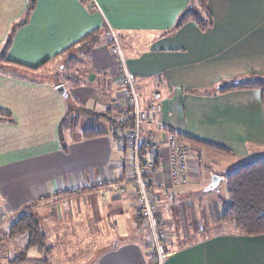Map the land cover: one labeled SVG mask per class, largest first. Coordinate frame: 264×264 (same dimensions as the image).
Segmentation results:
<instances>
[{"label": "crops", "instance_id": "0c3cea01", "mask_svg": "<svg viewBox=\"0 0 264 264\" xmlns=\"http://www.w3.org/2000/svg\"><path fill=\"white\" fill-rule=\"evenodd\" d=\"M192 1L36 0L28 11V0H0V54L11 33L5 57L19 64L0 70V107L12 117L0 121V214L11 222L25 210L35 213L50 249L48 254L30 249L25 261L12 263L8 259L23 251L27 236L19 242L4 233L14 249L0 264H44L43 258L68 263L71 254L64 251L58 261L57 249L75 245L56 242L73 239L64 234L73 226L102 229L100 237L89 238L90 248L77 264H264V235H238L223 226L202 230L180 246L171 243L162 258L153 254L149 220V243L139 237L144 219L127 172L129 154L112 136L111 120L120 122L130 107L112 51L114 35L124 42L123 64L143 104L151 102L152 91L160 93L162 111L143 128L144 138L154 137L159 146L164 171L147 182L158 200L167 201L170 194L172 203L185 190L165 174V128L226 147L232 156L224 158L264 157L261 90L220 91L226 82L264 78V0H207L210 27L201 30L188 21L177 28ZM94 113L107 114L96 123L104 133L84 138ZM66 118H77V124L63 133L62 146L59 124ZM203 152H194L196 169L209 154ZM214 155L212 162L219 164ZM210 171L226 182L221 172L227 170ZM119 177L126 184L120 194L114 188L69 193L74 185ZM163 208L156 200L161 222L169 220L158 212ZM125 225L132 237L120 233Z\"/></svg>", "mask_w": 264, "mask_h": 264}, {"label": "trees", "instance_id": "16d2710c", "mask_svg": "<svg viewBox=\"0 0 264 264\" xmlns=\"http://www.w3.org/2000/svg\"><path fill=\"white\" fill-rule=\"evenodd\" d=\"M36 0H28V11L34 6ZM86 1V0H83ZM192 6L185 10L176 21L175 26L181 27L185 22L191 21L198 25L201 30H206L212 24L211 13L208 9L207 0H193ZM19 23H22L20 21ZM13 31V30H12ZM88 37V36H87ZM11 33L7 36L6 47L2 51L0 58V70L7 68L11 64H17L5 57V50L9 46ZM86 38V37H85ZM88 39V38H86ZM84 40V39H83ZM19 65V64H17ZM260 89L264 97V78H250L242 80H234L231 82L223 83L220 91L235 90V89ZM130 107L126 110L125 116L119 122L111 120L113 128L112 136L117 141L120 135L127 134L133 127L132 119L130 116ZM107 114L94 113L89 118V127L82 130L84 138H93L95 135L102 134L96 127L97 121L104 118ZM11 113L0 107V121L11 120ZM108 120H110L108 118ZM77 124V118H66L59 124V139L64 146L63 133L69 130L73 124ZM168 130V129H167ZM169 131H172L169 129ZM106 132V131H105ZM185 141L191 144L198 145L199 147L206 148L221 156H232V153L226 147L218 144H211L204 140L196 139L192 136H186L176 133ZM150 159L155 164L159 163L158 153L151 154ZM226 179V200L223 202L221 210L220 222L222 225L231 229L232 233L238 235H264V157L257 158L249 163L238 165L234 170L227 171L225 174ZM149 186V184H148ZM141 217V209L139 210ZM24 234L27 236L23 252L9 259L12 263H20L26 260L28 250L34 248L43 250L45 254L50 252L46 245V235L44 234L41 224L39 223L38 216L31 211H23L19 213L14 220L10 223L7 230V236L14 238L16 235ZM156 257H152V261L156 263ZM44 264H49L48 259L43 258Z\"/></svg>", "mask_w": 264, "mask_h": 264}, {"label": "rangeland", "instance_id": "374dc122", "mask_svg": "<svg viewBox=\"0 0 264 264\" xmlns=\"http://www.w3.org/2000/svg\"><path fill=\"white\" fill-rule=\"evenodd\" d=\"M103 36L104 35L101 33L96 36L95 40L100 42ZM113 41H114L113 46L114 44L117 45L119 47L120 53L124 57V52H122V49L124 47L123 46L124 42L120 40V37L118 35L117 36L114 35ZM96 127L98 128V126ZM180 139L185 141L184 138H182L181 136ZM185 142L187 143V145L191 146L190 156L192 155L191 156L192 160L189 159L192 167H190L188 161V165H189L188 182L185 183L184 185H180L182 186L180 188H183L185 190H182V194H180V196L176 198L174 202L172 201V203H170L171 201L170 194L168 195L169 198L167 199V201L160 199L161 205L164 207L163 208L164 210L162 211L158 209V212L160 213L162 218L166 219L167 216L169 218V220H164V221L162 220V222L159 221L158 218H156V210H155L153 218L155 221V226L161 225V228L163 230L161 236L160 234L157 235L153 225L149 220L151 224V228L153 230V238H154L153 254H156L157 258L158 257L162 258L164 256L163 254L164 247H170L171 243H175L176 246H180L182 245V243L190 242L193 236L197 234L202 235L203 233L202 230L205 233L213 229L220 228L221 226H223L226 229H229L228 227L222 225L220 222V217H221L220 214L223 207V202L226 200V195H227L226 184H225L226 182L221 181L214 188H212L211 178L212 176L215 175L216 172L214 173L213 171L210 170L212 169V167L213 168L215 167L216 169H218V171L219 170L221 171V169H224V171L226 170L231 171L236 169L238 165H241L243 163H249L250 161L253 160L252 158L250 160H241L240 158L237 159L224 158L225 156L218 155L217 153L207 150L206 148L203 147L201 148L198 145L191 144L190 142L188 143L187 141ZM197 149L201 151L203 150L204 154L207 153L211 155L215 154L214 156L217 157L218 160H220V163L219 164L215 162L213 163L212 162L213 159L210 158L211 155L208 154V156H205V159L201 161V166L196 169L197 165H193L194 162L196 161V158L194 160L193 157H194V152ZM262 153L264 155V152ZM226 172H221L224 173V179ZM135 194L137 195L136 190H135ZM149 195L153 199L157 198L156 200L160 201L158 200L159 198L157 197V195L155 196L154 194L151 193V191ZM137 202H139L138 195H137ZM143 219H144L143 225L141 228L143 235L141 236L139 234V237H141L143 242L149 243L148 242L149 241L148 236L150 232V230H148L149 222H148V218L143 217ZM11 222H9L8 218L6 219L4 215L0 214V260L3 257L8 258L9 255H7V252L8 253L10 252L9 254H11V252H13L14 249L13 248L14 243L9 244L6 242L7 243L6 244L5 241H7V236H4V233H7L8 227L10 226ZM199 227H201V229ZM78 229H76V226H73L72 231L70 233H64L66 235H71L73 239L69 238V239H64L62 242L59 243L58 241L56 242V246H59L63 243L65 244L67 243L69 246L75 245V248L68 247L67 249L65 248L57 249V255H56L57 257L55 256L56 260L59 261L61 259L60 257L64 251L71 254L68 257L69 262L67 263V261L65 260L64 264H73V262H75L77 259H84L85 250L90 248V245H88V243L90 242L92 243L93 241V240H89V238L92 239L95 237H100L99 235L102 233L101 232L102 229L99 226H97V228L94 231L89 230V228L86 229L85 231L82 226H80V228ZM130 229L131 226L129 225L122 226L120 233L123 232L124 234L128 235V237H132L133 234L130 233L129 231ZM103 232L105 237L107 238L109 232L108 231H103ZM23 235L24 234H19L16 235L15 237H17L19 239V242H21V237ZM24 242L25 241H23V243ZM32 249L35 252L34 254H36L37 249L34 248ZM21 253L17 254L16 256L20 255ZM77 263L78 261H76L75 264Z\"/></svg>", "mask_w": 264, "mask_h": 264}, {"label": "built area", "instance_id": "2783aa9c", "mask_svg": "<svg viewBox=\"0 0 264 264\" xmlns=\"http://www.w3.org/2000/svg\"><path fill=\"white\" fill-rule=\"evenodd\" d=\"M112 51L118 55L121 81L127 90L130 106L129 112L133 124V127L127 134L120 135L118 140L115 141L116 146L122 153L129 154L130 164L127 172H129L130 180L138 195V206L141 209L142 216L150 220L157 235L160 234L161 236L163 231L161 225L155 226L153 218L156 210V202L149 195L150 188L147 182L151 176L164 170L160 162L155 164L149 157L151 154L158 153V142L154 137L144 138L143 135L144 126H152L156 122L157 115L162 111L160 93L152 91L150 94L151 102L144 105L141 99V90L136 86L133 78L126 70L119 47L114 45ZM167 129L165 128L164 131L165 146L168 149V161L165 166V174L169 182L179 187L188 182V161L190 159L191 146L180 139V136L174 131ZM125 162V160L121 159L120 168L122 171L125 170ZM125 185L124 178L122 177L118 179L96 180L81 185H74L69 193H82L89 190L96 191L114 188L115 194H120L123 193Z\"/></svg>", "mask_w": 264, "mask_h": 264}, {"label": "water", "instance_id": "95a60500", "mask_svg": "<svg viewBox=\"0 0 264 264\" xmlns=\"http://www.w3.org/2000/svg\"><path fill=\"white\" fill-rule=\"evenodd\" d=\"M56 89L58 91H61V90H63V87L58 86ZM219 179H220L219 176L216 174L214 176H212V178H211V187L212 188H214L219 183V181H220Z\"/></svg>", "mask_w": 264, "mask_h": 264}]
</instances>
